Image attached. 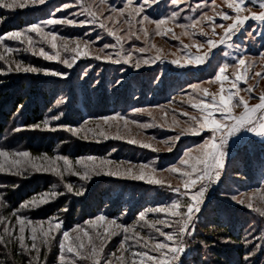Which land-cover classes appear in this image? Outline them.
Listing matches in <instances>:
<instances>
[{
    "label": "snow or ice",
    "instance_id": "snow-or-ice-1",
    "mask_svg": "<svg viewBox=\"0 0 264 264\" xmlns=\"http://www.w3.org/2000/svg\"><path fill=\"white\" fill-rule=\"evenodd\" d=\"M169 2L174 7L169 10L168 14H160V0H142V2L140 0H121L120 6H113L109 0H100L101 5H106L103 10L94 9L84 0H65L54 12L49 13L47 18L30 23L25 28L0 34V48L3 49L0 51V61H4L5 65L0 66V75L22 72L42 73L54 77L68 76L64 70L26 64L24 60L16 59L12 55L17 52H31L34 56L38 55L46 61H57L66 68H73L80 57L89 56L112 64H127L135 69H140L142 65L155 64L157 61L163 63L168 59V55L163 54V50L156 47L155 44H150L149 37L151 35L164 37L171 34L173 39H180L174 32V28L182 29L181 35L188 37L191 41V43H184L183 40H180L182 47L178 48L177 52L170 53L173 58L169 60V63L177 67L183 68L192 64L201 65L206 61L210 64L209 57L215 55L212 50L217 49L220 45L232 49L231 52L224 53L225 56L231 57V62L225 60L214 65L213 79L206 82L217 83L218 91L210 92L209 88L203 87L202 84L190 83L191 91L185 94L186 98H181V107L171 109L173 125L179 127L181 123L176 117L177 111L187 119L183 121L184 126L180 131L165 141L166 143L171 141L169 152L176 147V142L182 136L200 135L205 130L210 133L206 137H201V143L185 150L178 158V164L161 170L177 174L176 178L180 183L176 186L150 175L145 171L146 169H149L152 174L157 169L145 163L132 165L130 161L117 162L94 155L77 158L73 163V160L66 155L49 156L48 153H42L34 156L28 150L10 152L0 148V173H11L15 176H25L33 172L53 173L63 184L66 193L77 196L82 195L86 189L82 184L77 187V185L65 181V173L78 177L80 181H90L93 176L106 175L128 177L154 185L167 184L168 190L176 194L170 198L169 203H161L139 213L137 224L141 230L149 229L147 234L137 231L136 226L129 227L125 223H118L117 219H112L106 214L97 215L84 220L82 224L77 223L71 229H66L64 220L58 216L46 220H33L25 214V210L47 204L58 195H65V192H57L55 190L57 185L53 184L52 190L41 192L38 196L19 203L14 210L9 212L8 216H0V246L5 254V260L0 261V264H15L16 256H27L28 264H47L46 254L42 259L41 250L42 248L50 249L54 242L58 244L59 248L57 264H81V262L84 264H190L186 256L191 250L189 241L194 239L197 214L201 213L209 188L221 180L226 167L229 140L239 134H253L260 138L261 143H264V91H260L257 97L253 93L258 84L241 87V82L247 84L251 78L249 69L255 63V59L248 55L247 46H242L244 41H255L258 36L261 47L264 48V0H223L222 5H216V0H211V5H209L205 0L203 7L200 3L193 6L191 3H186V0H169ZM46 4L47 0H0V9H25ZM153 6L155 7L153 8ZM257 6L258 10L254 11L253 8ZM74 7H78L79 11H71ZM224 7L231 11L222 10ZM206 8L210 10L211 14L204 10ZM146 9L157 12V17L153 18ZM186 9L187 14L182 17L181 14L185 13ZM105 12L107 15L104 14ZM56 13L63 14L57 16ZM217 17L220 18V22L217 21ZM121 18L123 24L127 25L126 30L115 27L121 23ZM3 19L0 17V22ZM182 20L188 22L184 23ZM249 21L258 23L256 27H253ZM106 22H111L113 27H109ZM57 25L81 27L84 29V35L89 36V39L71 40L69 37L60 36L54 27ZM97 25L115 40V43L102 44L98 51L103 55L89 51L94 41L90 37L87 26L95 27ZM147 25L155 26L153 33L148 31ZM31 33H35L41 40L48 43L54 53L45 51L44 47H39L37 50ZM58 36L62 41L59 46ZM133 38L137 41L143 38L144 46L132 45L126 50L124 44ZM101 39L103 37L97 33L96 40ZM236 40L240 42L237 43ZM5 41H15L27 46L23 49L14 48ZM70 43H74L75 47L70 48ZM58 47L65 52L75 53V55L61 58V53L57 50ZM108 49L113 51H105ZM153 49L155 51L152 55H146ZM258 56L261 61H264V51L259 52ZM84 75H87V70ZM254 77L264 80V73L255 72ZM241 93H247V96L241 95ZM175 99L173 97L169 101V105H159L165 117L168 116V109ZM252 100H257V102L250 103ZM57 103H63V100ZM185 104L193 110H198V114L185 110L183 107ZM237 109L240 111L237 112ZM145 111L147 110L142 108L133 109L135 113ZM149 115H151L150 112ZM63 116V111L51 115L42 122L43 127L52 131L57 128L64 129L73 135L85 132L81 139L89 138L87 132H93L95 136L108 139L104 125L111 127L109 122L123 120L124 126L127 127L129 123L127 117L117 113L99 117L94 128L85 127L89 124L88 120L77 127L63 122L55 127L50 126L49 120L59 121ZM131 123L139 124L141 128L156 126L155 124L139 123L136 120H132ZM41 126L37 123L26 127L39 129ZM20 130V128L14 129L17 132ZM112 138L126 139L127 143L139 144L141 147L157 151L151 144L127 138L119 134V131ZM61 161L62 164L59 163ZM126 163L128 166L124 167ZM17 186L12 185L13 188ZM231 199L248 209L254 207L252 197L247 194L233 195ZM8 205L9 201L6 195L0 193V207L7 210ZM256 210L261 216H264V209ZM62 211L67 212L68 208L65 207ZM149 213H163L164 215L150 220L148 219ZM164 229L171 230L165 231ZM255 231L256 229L252 228L248 232L252 239H245V243L251 245L244 256L246 264H254L252 257L256 255L257 250L264 251V231L260 236H255ZM120 233L123 235L118 248L105 254L108 241ZM256 240H260L261 243H254ZM191 264H195V261Z\"/></svg>",
    "mask_w": 264,
    "mask_h": 264
},
{
    "label": "trees",
    "instance_id": "trees-1",
    "mask_svg": "<svg viewBox=\"0 0 264 264\" xmlns=\"http://www.w3.org/2000/svg\"><path fill=\"white\" fill-rule=\"evenodd\" d=\"M63 2L65 0H47L46 5L15 10L0 9V17L4 18L0 22V34L25 28L30 23L47 18L48 14L54 12ZM62 14L56 13L57 16ZM5 42L10 46L14 44V41ZM261 49L260 45L252 55L259 57L258 53ZM0 51L3 49L0 48ZM33 64L40 63L35 60ZM82 64L68 68L67 77L22 72L0 75V148L10 152L28 150L34 156L42 153H48L49 156L66 155L70 159L79 158L81 152L88 151L91 155L115 161H118L127 150V161H130L132 156L141 158V155H136L138 149L135 146H128L122 142L114 143V141L85 142L78 135H73L64 129L44 131L42 122L60 111L64 113L61 120H49L53 127L61 122L73 126L82 120L85 114L91 117H101L129 111L132 107L156 108L165 104L174 94L186 92L190 83H198L213 76L211 68L208 73L203 71L195 80L189 76L185 79L166 75L164 77L156 69L148 73H133L122 77L116 70H110V66L105 64L98 65V69H95L97 64H94L90 71L87 69L85 76L81 73ZM44 65L56 70L58 66L67 69L58 63H44ZM0 66L5 65L0 63ZM157 80L160 82L158 83ZM109 83L111 86L107 88ZM60 100H63V103L58 104ZM37 123L42 125L41 128L26 127ZM16 128L21 130L14 131ZM111 151L112 153H108ZM238 165L239 170L244 172L250 180L256 181L258 172L264 168V151L261 152L256 148L253 156L244 157L241 161L239 160ZM227 170H232L231 164L228 165ZM64 180L74 182L73 184L77 187L82 184L86 190L79 196L66 193L63 184L53 173L33 172L25 176L0 173V193L5 194L9 201L7 210L0 207V216H8L9 212L14 210L19 203L30 200L41 192L52 190L51 186L56 184L55 190L65 192V195H58L47 204L25 210V214L33 220H46L58 216L64 220L65 228H72L74 224H82L84 220L94 216L95 210L102 202V197L119 192V195L112 199V205L117 208L120 205L118 197L121 198L129 192L131 198H134L136 193L141 192L142 194L146 189L140 183H129L130 180L106 175L93 176L90 181H80L78 177L65 173ZM12 185L18 186L13 188ZM65 207L68 208L67 212L62 211ZM250 218L252 216L238 206L225 209L216 206V203H211L203 210L196 220V226L197 230L201 229L203 232L204 247L200 248L199 255L204 254L205 264H246L244 256L251 245L246 244L245 239H252L248 232L255 228L254 235L260 236L264 231V226H260ZM254 243H261V241L256 240ZM45 254L47 264H57L56 242L50 249L42 248V259ZM3 260H5V254L0 246V261ZM252 260L254 264H264V251L257 250ZM15 264H28V257L16 256Z\"/></svg>",
    "mask_w": 264,
    "mask_h": 264
},
{
    "label": "rangeland",
    "instance_id": "rangeland-1",
    "mask_svg": "<svg viewBox=\"0 0 264 264\" xmlns=\"http://www.w3.org/2000/svg\"><path fill=\"white\" fill-rule=\"evenodd\" d=\"M86 4H90L94 9L99 8L100 10H103L106 8V5H101L100 0H84ZM142 2V0H140ZM208 4L211 5V0H207ZM109 3H111L113 6H120L121 5V0H109ZM186 3H191L193 6L196 3H200L201 6L203 7L205 0H186ZM223 0H216V5H222ZM155 6H153L154 8ZM163 7L164 10H163ZM174 7L170 4L169 0H160V9L159 13L160 14H168L169 10ZM206 11H209V9H204ZM220 10V9H218ZM222 10L224 11H231L224 7ZM253 10H258V6L253 8ZM68 11V10H66ZM71 11H79L78 7H74L71 9ZM147 12H149L153 18L154 15H157V12H154L152 9H146ZM107 15V12L104 13ZM187 14V9L185 13H182L181 16L183 17L184 15ZM211 14V12H210ZM83 18V17H79ZM218 22H220V18H216ZM182 22L187 23V20H182ZM108 23L109 27H113V24L111 22H106ZM249 23L253 24V27H256V24L258 22H252L249 21ZM171 26V25H169ZM51 27V26H50ZM55 30L59 33L60 36H65L69 37L71 40H87L89 39V36L84 35V29L81 27H73V26H65V25H57L54 26ZM116 28L120 29H127V25L123 24V20L121 18V23L119 25H115ZM148 31L150 33L154 32V25H147ZM47 30V29H46ZM174 32L180 39H173L171 34L168 36H155L151 35L149 37V42L150 44H155L156 47L160 48L163 50V54L168 55V59L164 60L163 63L157 61L155 64L151 65H142L140 69H135L132 68L130 65L127 64H112L110 62H106L103 60H96L92 56L89 57H80L76 64L73 66L75 67L79 63H83L81 68L83 69L81 73H84L85 70H89L93 67L94 64L98 65H108L110 66V70H116L122 77H127L130 76L133 73H148L151 72L152 70L156 69L157 72L161 73V75L166 76H176L179 79H185L188 76L192 79H197V76H199L203 71L208 73L210 69L212 68V71L214 72L213 66L216 65L218 62L222 63L225 60H228L231 62V57H227L224 55L225 52H231L232 49L227 48L224 45L218 46L217 49H213V53L215 54L214 56L209 57V61L205 62V64L201 65H186L185 67H177L176 65H172L169 63V60L172 59L173 57L170 55V53L177 52V49L182 47L180 44V40H183L184 43H191L190 39L186 36L181 35L182 29L180 28H174ZM88 31L90 33L91 39L94 41V43L91 45V48L89 51L93 52L94 54H99L103 55V53H100L98 49L102 46L103 43L110 42V43H115V40L113 37L108 36L107 33L103 30L100 29L99 26H88ZM217 31H220L217 29ZM99 33L103 39L102 41L96 40V34ZM123 34V32H121ZM31 35L34 38V43L36 44L37 50L39 47H44L45 51L49 53H54V50L51 49L50 45L43 40L39 36H37L35 33H31ZM84 36V38L82 37ZM199 39H202L201 37H197ZM237 43H239V40H236ZM58 46L62 43L60 41L59 36L57 39ZM132 45H137V46H144L143 45V38L140 41L135 40L134 38L131 40H128L125 44L124 47L125 49H129L132 47ZM257 45V46H256ZM261 45V42L257 36V39L255 41H244V45L242 46H247L248 48V55L252 58L255 59V63L253 66L249 69V76L251 77L247 84L244 82H241V87H247L248 84L251 85H257L258 87L255 88V91L253 93L254 96L259 95L260 91H264V80H260L259 77H254L255 72H262L264 73V61H261L259 57L256 55H252L254 51H256L257 47ZM27 45H21L18 42L14 41V44H12V47L14 48H25ZM69 47H75L74 43H70ZM61 53V58L65 57H70L72 55H75V53L72 52H65L61 48L58 47V49ZM105 51H113L112 49H108ZM155 51V49L152 50V52L147 53L146 55H152V53ZM195 51V49H193ZM203 51V50H202ZM261 51H264V48L261 49ZM12 55L15 56L17 59H22L26 64H33L35 60L38 61V63L42 64H35L36 66L40 65V67H45L44 63H49V64H54L58 63L61 64L57 61H46L42 57L38 55H33L31 52H17L13 53ZM87 62V63H85ZM0 63H4V61H0ZM90 63V64H88ZM63 65V64H62ZM47 67V66H46ZM70 69V68H69ZM57 70H64L68 73V68L65 69L63 66H58ZM231 71V69H229ZM42 74V73H40ZM170 74V75H169ZM44 75V74H42ZM120 76V79H121ZM196 77V78H195ZM213 76L207 79H204L202 81H199V84H202L203 87H208L210 92H215L218 91L219 85L217 83H206L209 80H212ZM158 83L160 80H157ZM161 84V83H160ZM111 86V83L108 84L109 88ZM191 89L189 88L186 92H180L174 94L168 101H166L165 104L163 105H169V101L175 97V102L171 105V107L168 109V116L165 117L163 115V111L159 107H148L144 106L147 111L141 112V113H136L133 112L134 108H139V107H132L131 110L129 111H124V112H119V114L123 115L124 117H127L129 123L127 127L124 126V121L120 120L118 122H109L111 127L108 125H104V128L106 129L108 133V139H105L103 137H98L95 136L93 132H87V136L89 137L88 139H82L85 142H108V141H114V143H124L128 146H135L138 149V153L136 155H141V158L132 156L130 157V162L132 165H138L140 163H145L149 164L150 166H154L157 171L152 174L150 173L149 169H146L145 171L148 172L150 175H154L156 179H163L165 181L170 182L173 186H176L178 183H180L179 180H177L176 175L167 171H161L162 169L168 168L174 164H178V158L182 156L183 152L187 150L189 147H194L196 144L201 143L202 139L201 137H206L210 133L205 130L204 132L200 133V135H185L182 136L181 139L176 142V147L173 148L171 152L168 151V148L171 144V141L165 142L168 137L176 135L180 129L184 126L183 121L187 119L186 117H183L180 115L179 111L176 112V117L177 119L181 122L180 126L177 127L176 125L172 124V108L179 109L181 107L180 101L182 97H185V94L187 92H190ZM241 95L247 96V93H241ZM186 98V97H185ZM257 100H252L250 103H256ZM185 110H188L192 112L193 114H198V110H193L191 109L188 105L183 106ZM237 112L240 111V109L236 110ZM149 112L151 115H149ZM111 115V114H107ZM219 115V114H217ZM106 116V115H105ZM85 120L89 121V124L86 125V128H94L95 123L99 120V117H91L87 114H85V117L80 120L77 124L73 125V127L80 126L83 124ZM132 120H136L139 123H147V124H155V127H147V128H141L139 124H133L131 123ZM50 126L53 127L52 123H49ZM163 124L164 126L161 127L160 125ZM171 125V126H169ZM49 129H46L44 131H47ZM51 131V130H49ZM99 131V130H96ZM119 131V134L127 137V138H134L138 141H142L144 143H149L157 149V151H152L151 148H145L141 147L139 144H130L127 143L126 139H113L112 136L117 134ZM85 135V132H81L78 136L81 138V136ZM152 138V139H150ZM258 149L259 151L263 152L264 151V143H261L260 138L255 137L253 134H239L237 137H233L229 140V144L227 146V152L228 156L226 157V167L224 172L222 173L221 180L215 184L212 185L208 192L206 193V199L204 204L202 205V210L201 213H198L197 216L201 215L203 213V210L211 205V203H216V206L224 207L225 209H230L231 206L234 207H240L242 209H245L246 213L250 214L252 216L253 221H256L259 223L260 226H264V216H261L259 211L256 209H264V168L263 170L259 171L257 175L258 178L256 181H252L249 179V177L239 170V160L243 159L244 157H251L255 153V149ZM240 152H243V154H240ZM108 153H112L108 152ZM127 153V150H126ZM126 153L123 154L122 156L119 157L118 161H127ZM91 155L90 152H81L79 155V158L81 157H87ZM131 156V155H129ZM77 158L72 159L73 163H75V160ZM115 161V160H114ZM170 161V162H168ZM62 164V161L59 162ZM231 164V169L232 170H227L228 165ZM241 164V163H240ZM242 165V164H241ZM127 163L124 165V167H127ZM79 167V166H77ZM240 171L242 173H240ZM118 178H123L125 180H130L131 182L129 183H140L143 188H146L144 190V193L141 194V192L136 193L134 198H131L130 193L126 192L123 197H118L120 205L117 208H114L112 205V199L116 197V195H119V192H114L112 193L111 196L107 197H102V202L100 205L97 207L95 210L94 216H91L87 219L94 218L97 215L100 214H106L112 219H117L118 223H125L129 227L136 226L137 231H143V233L147 234L149 229L144 228L140 229L139 225L137 224L139 220V213L141 211H144L145 209L149 207H155L160 205L161 203H169L170 198L174 197L176 194L172 193L168 190L167 184L164 185H154V184H149L146 181H140V180H133L128 177H118ZM74 183V182H71ZM130 191V190H129ZM243 194H247L248 196L252 197V203H253V209H248L246 206L237 204L235 201L231 199V196L236 195V196H243ZM163 213H149L148 214V219H154L157 216H163ZM256 218H254L255 216ZM11 218V217H10ZM86 219V220H87ZM142 223V222H141ZM197 223V221H195ZM76 224L73 225V227ZM85 227H87L85 225ZM66 229H71V227L66 228ZM264 229V228H263ZM165 231H170L171 229H164ZM131 234V233H129ZM203 232L201 229L197 230L196 226V231L194 233V239H191L189 241L190 248L191 250L188 251L186 259L190 262L195 261V264H205L204 259V254H200V248L204 247V241L202 238ZM210 234V233H209ZM208 234V235H209ZM123 233H120L114 237L110 241H108L107 246L105 248V254H107L110 250H116L119 246V242L122 239ZM153 235H156L153 233ZM59 236L57 239L59 240ZM162 239V238H161ZM203 242V243H202ZM57 249L59 252L58 244ZM119 255V253H117ZM194 255L199 256L196 258ZM81 264H84V262H81Z\"/></svg>",
    "mask_w": 264,
    "mask_h": 264
}]
</instances>
